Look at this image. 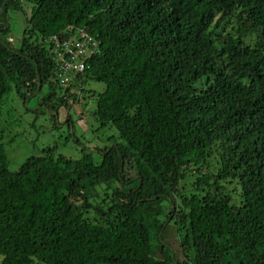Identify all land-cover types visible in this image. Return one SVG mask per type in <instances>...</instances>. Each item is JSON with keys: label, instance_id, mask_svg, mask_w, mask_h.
I'll return each instance as SVG.
<instances>
[{"label": "trees", "instance_id": "trees-1", "mask_svg": "<svg viewBox=\"0 0 264 264\" xmlns=\"http://www.w3.org/2000/svg\"><path fill=\"white\" fill-rule=\"evenodd\" d=\"M24 1L19 46L0 38V112L12 90L67 108L45 41L86 28L100 48L66 93L104 84L94 117L122 142L16 173L0 143V264H264V0H0V35Z\"/></svg>", "mask_w": 264, "mask_h": 264}, {"label": "rangeland", "instance_id": "rangeland-1", "mask_svg": "<svg viewBox=\"0 0 264 264\" xmlns=\"http://www.w3.org/2000/svg\"><path fill=\"white\" fill-rule=\"evenodd\" d=\"M22 5L23 12L11 11L5 16L3 22L6 20L9 22L10 33L0 35L3 40L10 39L9 41L16 47L19 46L29 25L28 19L33 7L26 1ZM86 90L94 91L96 96H87V92L81 94L74 88L66 93V89L59 88L58 98L66 96L68 105L67 108L62 107L51 113L42 109L38 97L31 98L25 103L15 90L7 95L0 112V143L5 147L11 172H18L28 159L42 156L47 149H53L55 158L64 156L67 159L78 160L84 154H89L95 164H100L104 150L122 142L114 127L100 128L94 117L97 96L104 92L105 85L89 82ZM46 93L47 90L44 89L43 95ZM37 110L38 113L35 112ZM68 119L72 124H68ZM210 164L211 168H207L206 172L212 173L217 169V159L214 155L210 158ZM134 174L130 173L132 176ZM197 176V170H192L182 186L190 190ZM230 189H233V186L229 191ZM101 192L103 193V190ZM165 207L169 213V207L167 205ZM160 221L166 222L165 216L161 217ZM164 238L169 247L173 246L179 257L183 258L176 229L173 227L165 229Z\"/></svg>", "mask_w": 264, "mask_h": 264}, {"label": "built area", "instance_id": "built-area-1", "mask_svg": "<svg viewBox=\"0 0 264 264\" xmlns=\"http://www.w3.org/2000/svg\"><path fill=\"white\" fill-rule=\"evenodd\" d=\"M45 43L53 58L58 87L61 89H68L76 77L86 71L88 62L100 48V41L86 28L70 27L50 36Z\"/></svg>", "mask_w": 264, "mask_h": 264}]
</instances>
